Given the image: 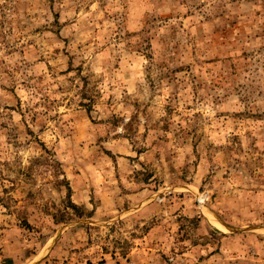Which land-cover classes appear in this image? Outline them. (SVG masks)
<instances>
[{"label":"rangeland","instance_id":"374dc122","mask_svg":"<svg viewBox=\"0 0 264 264\" xmlns=\"http://www.w3.org/2000/svg\"><path fill=\"white\" fill-rule=\"evenodd\" d=\"M0 264H264V0H0Z\"/></svg>","mask_w":264,"mask_h":264},{"label":"trees","instance_id":"16d2710c","mask_svg":"<svg viewBox=\"0 0 264 264\" xmlns=\"http://www.w3.org/2000/svg\"><path fill=\"white\" fill-rule=\"evenodd\" d=\"M66 189H67V196H68V199H69V203H70L71 208L73 210H78L77 205H75L74 203H72V201H70V198H71V187L69 186L68 183H66Z\"/></svg>","mask_w":264,"mask_h":264}]
</instances>
